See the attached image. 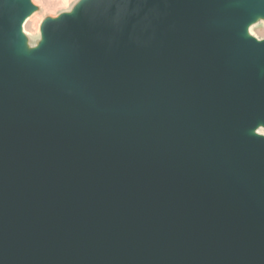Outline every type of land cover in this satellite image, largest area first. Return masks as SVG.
<instances>
[{
    "label": "water",
    "instance_id": "95a60500",
    "mask_svg": "<svg viewBox=\"0 0 264 264\" xmlns=\"http://www.w3.org/2000/svg\"><path fill=\"white\" fill-rule=\"evenodd\" d=\"M0 0V264H264V0H78L26 49Z\"/></svg>",
    "mask_w": 264,
    "mask_h": 264
},
{
    "label": "rangeland",
    "instance_id": "374dc122",
    "mask_svg": "<svg viewBox=\"0 0 264 264\" xmlns=\"http://www.w3.org/2000/svg\"><path fill=\"white\" fill-rule=\"evenodd\" d=\"M62 2H50L46 0H32L37 7L32 13L31 19L24 26V37L26 49L30 50L38 45L41 39L40 24L46 17H56L61 12L70 11L78 0H61ZM67 1V2H66ZM250 35L264 40V18L258 17L250 25ZM260 134L264 135V127L259 129Z\"/></svg>",
    "mask_w": 264,
    "mask_h": 264
},
{
    "label": "bare ground",
    "instance_id": "6f19581e",
    "mask_svg": "<svg viewBox=\"0 0 264 264\" xmlns=\"http://www.w3.org/2000/svg\"><path fill=\"white\" fill-rule=\"evenodd\" d=\"M31 16H32V14L31 15H28L24 19V21L22 22V25H21L22 31H24V26L31 19ZM247 32L248 33L250 32V26L247 27ZM260 128H262V125L261 124H259L252 132H254V134H260V131H259Z\"/></svg>",
    "mask_w": 264,
    "mask_h": 264
},
{
    "label": "crops",
    "instance_id": "0c3cea01",
    "mask_svg": "<svg viewBox=\"0 0 264 264\" xmlns=\"http://www.w3.org/2000/svg\"><path fill=\"white\" fill-rule=\"evenodd\" d=\"M46 1H50V2H53V3H54V2H57V1H58V2H62L61 0H46ZM67 1H69V0H67ZM67 1H66V2H67Z\"/></svg>",
    "mask_w": 264,
    "mask_h": 264
}]
</instances>
